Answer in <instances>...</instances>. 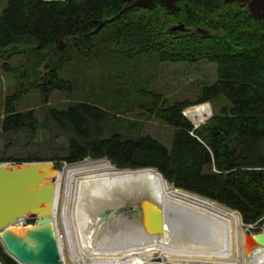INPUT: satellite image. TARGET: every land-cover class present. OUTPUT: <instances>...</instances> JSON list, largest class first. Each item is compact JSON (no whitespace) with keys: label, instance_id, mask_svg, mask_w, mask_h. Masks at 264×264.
Returning <instances> with one entry per match:
<instances>
[{"label":"trees","instance_id":"1","mask_svg":"<svg viewBox=\"0 0 264 264\" xmlns=\"http://www.w3.org/2000/svg\"><path fill=\"white\" fill-rule=\"evenodd\" d=\"M177 5L171 14L157 1L143 8L124 7L122 0H7L0 14V56L22 50L25 65L43 64L47 72L30 84L26 70L20 73L15 90L4 98L1 133H35L41 127L33 109L16 106L30 89L39 90L47 104L53 91L71 93L80 86L83 96L70 95L72 104L46 113L72 135L65 162L107 157L118 168L153 167L175 187L234 209L243 224H261L264 22L235 1L177 0ZM178 23L183 31L172 29ZM60 40L63 49L49 59ZM9 45L13 52H2ZM204 59L216 63L217 77L194 101L166 104L161 93L134 89L141 80L148 86L161 62ZM66 68L72 69L70 76ZM218 95L231 105L193 130L198 139L190 134L193 125L183 110ZM129 103L126 110L139 106L174 128L170 149L149 134L136 133L137 120L122 124L116 115ZM32 160L45 159L31 156L18 162ZM10 161L17 162L0 156V162ZM26 221L33 223L35 217ZM0 264H19L1 242Z\"/></svg>","mask_w":264,"mask_h":264},{"label":"rangeland","instance_id":"2","mask_svg":"<svg viewBox=\"0 0 264 264\" xmlns=\"http://www.w3.org/2000/svg\"><path fill=\"white\" fill-rule=\"evenodd\" d=\"M6 6L7 0H0V14ZM56 47L52 52L56 50ZM6 49L9 51L13 47L9 45L1 50L4 52ZM12 52L9 51L8 53ZM5 54L2 53V56H0V156L11 157L17 161H10V163H19L20 159L31 156L42 159L53 158L55 166L60 172L65 167L77 164H70L63 160L68 154L69 137L72 135L69 131L64 132L57 128L52 121L46 118V113L50 107L64 108L68 104H72V96L70 95L83 96L85 91L79 93L80 86L71 93L53 91L48 96L47 104H44L39 90L30 89L28 93L17 101L16 106L18 110L33 109L38 120L42 122L41 127L35 133L23 131L17 134L2 135L1 121L4 115V98L15 90L16 84L20 80L18 79L20 73L26 70L24 77H27L26 80H29L28 83L30 84L38 81L40 77L44 78L47 72L43 64L33 66V68L25 65L22 50L17 54H12L10 57H3ZM4 63L9 64L8 68H11L9 71L3 68ZM39 71H41V74ZM71 71L72 69L66 68V75L70 76ZM152 73L154 74L149 78L148 86H145V82L143 83L141 80V84L137 83L134 89L146 88L156 94L161 93L166 99V104H172L183 100L194 101L200 95L204 86L211 85L216 80L217 66L216 63L206 59L196 62L165 61L161 62ZM143 75L146 77L145 73ZM135 97L140 99V94L136 92ZM208 103H202L207 104L210 109L209 116L202 122L214 114H220L222 108H228L231 105L229 100L223 95L212 98ZM131 104L122 106L121 108L123 109L118 110L120 114H117L116 117L123 120L122 124L127 126L128 121L137 120L138 123L133 126L134 129L137 128L135 130L136 133L149 134L170 149L174 128L156 116L149 114V111L139 108V106L134 105L132 109L126 110ZM192 107H196V105L185 109ZM124 109L126 111H123ZM202 122L200 123L202 124ZM108 131H106L107 134ZM102 158L108 159L107 157ZM88 159L89 157H86L84 161ZM100 187L105 188L104 186ZM93 188L95 189L90 195L84 192L80 185L75 188L73 181L67 177L61 181V202L59 201L57 206L55 221L66 264H78L72 256L83 255V251L78 248V235L88 245H95L104 249L116 247L115 244L118 246L122 245L120 247H133L145 241V235L137 226V220L132 213L133 195L122 194L112 198V196H108L109 193L104 198L103 192H98V187L93 186ZM169 211L172 213L169 221L170 234L178 244H186L191 247L216 248L222 243V236H220L218 226L209 219L200 217L196 212L190 210L182 212L176 209H169ZM245 225L242 222L241 226L245 233H256L264 230V221L250 230L246 229ZM71 228L73 229L72 231ZM67 237L68 239L70 238L69 243L67 242ZM238 250L237 246V252L234 254L236 262L230 261L226 264H245L244 259L247 258L249 252L246 249L243 250L244 252L240 250L239 252ZM263 257L260 258V254L254 255L252 256V261L248 264H264ZM86 261L89 260L86 259ZM149 264L164 263L158 255H155Z\"/></svg>","mask_w":264,"mask_h":264},{"label":"bare ground","instance_id":"3","mask_svg":"<svg viewBox=\"0 0 264 264\" xmlns=\"http://www.w3.org/2000/svg\"><path fill=\"white\" fill-rule=\"evenodd\" d=\"M183 111L195 124H199L210 114L207 104L196 105V107ZM66 177L73 181L75 188L80 185L82 190L90 195L95 189L93 186H95L98 187V192H103L104 198L109 193L108 196H112V198L122 194H131L137 197H147L165 210L196 212L200 217L215 223L220 230V236H222V243L216 248L178 244L170 234L168 219L165 221V229L161 235L148 236L143 232L145 241L141 240L143 241L141 244L133 247H120L122 245L115 244L116 247L110 249L99 248L95 245H88L78 235V248L83 251V255L72 256L78 264H149L155 255H158L164 264H226L230 261L236 262L234 254L237 252V246L240 251L245 250V231L242 230L241 217L235 210L175 187L156 168L119 169L106 158L83 160L65 167L58 173L56 178L57 206L61 198V181ZM69 239L67 237L68 243ZM60 246L62 249L61 242ZM61 253L62 259L65 261L62 250ZM259 254L257 252L248 253L244 263L248 264L252 261V256ZM263 256L264 254H260V258Z\"/></svg>","mask_w":264,"mask_h":264},{"label":"water","instance_id":"4","mask_svg":"<svg viewBox=\"0 0 264 264\" xmlns=\"http://www.w3.org/2000/svg\"><path fill=\"white\" fill-rule=\"evenodd\" d=\"M122 1L124 7L143 8H152L157 1L171 14L179 9L177 0ZM223 1H235L243 6L246 13L264 22V0ZM172 29L183 31L185 28L182 23H178ZM63 47L64 42L60 40L49 59ZM183 115L186 117L184 111ZM59 172L55 161L51 159L0 162V242L6 252L19 263L63 264L55 221L58 197L56 178ZM132 200V213L137 226L148 236L161 235L165 229V221H170L172 213L147 197L133 196ZM30 216L35 217L33 223L18 222ZM244 234L245 249L249 253L264 254V230Z\"/></svg>","mask_w":264,"mask_h":264},{"label":"built area","instance_id":"5","mask_svg":"<svg viewBox=\"0 0 264 264\" xmlns=\"http://www.w3.org/2000/svg\"><path fill=\"white\" fill-rule=\"evenodd\" d=\"M53 1H63V0H53ZM190 122H191V121H190ZM191 123H192V125H193V129L190 131V134L198 138V136H196V135L194 134L193 130L196 129L201 123H199V124H195L194 122H191ZM202 123H203V122H202ZM198 139H199V138H198ZM26 220H27V218H23V219H20L18 222H19L20 224H26V223H27ZM256 225H258V224H257V223H251V224H246L245 226H246V229L250 230V229H252L253 227H255ZM63 264H66L65 261H63Z\"/></svg>","mask_w":264,"mask_h":264},{"label":"crops","instance_id":"6","mask_svg":"<svg viewBox=\"0 0 264 264\" xmlns=\"http://www.w3.org/2000/svg\"><path fill=\"white\" fill-rule=\"evenodd\" d=\"M208 103V102H207ZM208 105H209V103H208Z\"/></svg>","mask_w":264,"mask_h":264}]
</instances>
